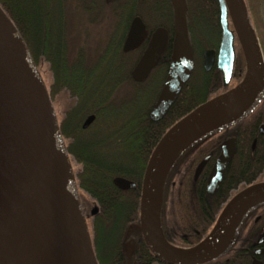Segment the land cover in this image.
I'll use <instances>...</instances> for the list:
<instances>
[{
  "label": "trees",
  "instance_id": "obj_1",
  "mask_svg": "<svg viewBox=\"0 0 264 264\" xmlns=\"http://www.w3.org/2000/svg\"><path fill=\"white\" fill-rule=\"evenodd\" d=\"M184 2L191 66L162 114L153 117L171 61V0H0L35 65L41 61L47 65L52 76L48 89L51 101L61 93L73 100L59 129L68 155L80 165L78 187L97 204L90 235L98 264L154 262L139 228L141 184L149 157L170 127L200 104L233 88L245 72L240 46L232 63L234 82L230 88L216 61L210 71H204L203 51L218 52L221 43L219 0ZM136 16L148 30L162 27L169 36L168 49L141 78L134 76L140 54L121 49L119 34ZM100 18L111 21L112 32L106 44L92 49L87 40H81L86 23L97 25ZM90 115L94 120L82 128ZM262 124L264 93L240 116L212 128L178 153L164 179L160 202L161 230L169 244L179 248L196 245L208 234L239 184L245 188L264 182V136L259 133ZM229 138L235 139V151L224 169L221 186L210 195L207 179L221 143ZM206 156L209 159L194 180L195 169ZM117 177L133 182L135 187L120 189L113 182ZM247 213L259 215V220L253 219L240 235L235 232L230 242H236L232 249L235 264L249 263L254 256L253 243L264 227V201ZM130 228L132 235L128 237ZM127 240L134 243L130 256L124 251ZM225 256L209 264H225Z\"/></svg>",
  "mask_w": 264,
  "mask_h": 264
},
{
  "label": "water",
  "instance_id": "obj_2",
  "mask_svg": "<svg viewBox=\"0 0 264 264\" xmlns=\"http://www.w3.org/2000/svg\"><path fill=\"white\" fill-rule=\"evenodd\" d=\"M171 3L174 11L171 61L152 111L153 117L162 114L191 66L185 2L171 0ZM219 5L221 43L218 52L214 49L203 51V69L210 71L217 56L223 55L228 72L232 66V36L224 25L228 16L244 56L245 73L233 88L200 104L170 127L149 157L141 184L139 228L146 247L164 264H202L219 256L230 244L244 214L264 201V182L238 191L224 205L208 234L189 248L172 246L160 230L164 179L178 153L197 137L246 111L264 93L261 51L243 1L219 0ZM141 29L139 18H134L125 40V50ZM162 35L165 34L161 30L153 35L134 70L135 77L144 76L152 65L153 52ZM218 112H223V117L181 144L188 134ZM93 120V115L88 116L82 128H87ZM259 133L264 134L263 124ZM254 145L255 140L252 148ZM220 146L221 152L207 179L206 191L210 195L220 186L224 169L233 157L235 139L229 138ZM208 159L206 156L199 162L194 180ZM113 182L123 190L135 187L133 182L119 177ZM97 211L94 207L91 215ZM41 214L47 216L51 227L48 264H54V256L57 264H97L68 152L46 86L19 31L0 6V264L19 235L25 232L27 241H31V225ZM43 230L42 227L41 233ZM263 241L264 231L256 238L255 245ZM133 244L132 240L125 243L127 256L131 255ZM254 252L264 255V248Z\"/></svg>",
  "mask_w": 264,
  "mask_h": 264
},
{
  "label": "rangeland",
  "instance_id": "obj_3",
  "mask_svg": "<svg viewBox=\"0 0 264 264\" xmlns=\"http://www.w3.org/2000/svg\"><path fill=\"white\" fill-rule=\"evenodd\" d=\"M76 1L77 0H69V2H75V3H76ZM244 2L247 6L246 7L247 17H248L251 29L253 31L254 37H255L258 45H259V49L261 51V56H262V60H263V66H264V0H244ZM98 20H99V23L97 25L88 24V22L86 23L87 27L85 29L86 30L85 37L82 38V40H81L82 42L87 40V45L90 46L92 49L96 48L97 46L102 45L104 43L106 44L108 35L112 32V30L110 29V22L111 21L108 22L107 19L101 20V18ZM224 25L232 36V46H233L232 49H233V59H234L235 56L238 54V50H239L238 46H240V45H239V42L237 40V37L235 35L231 21H230L228 16L226 17ZM99 41H101V42H99ZM216 62H217L218 68L220 69V71L223 75L225 85H227V87L230 88L231 84L234 82V78H233V74H232V66L228 72L227 71L226 58L224 55L218 56ZM232 63H233V61H232ZM36 67L40 73V76H41V78H42V80L46 86L47 92H48L49 86L52 82V76H51L50 72L48 71V67L42 61ZM244 73L242 75V78L244 76ZM51 103H52V106H53V109H54V112H55V115L57 118V122L59 125V122H60L61 118L64 116L65 111L68 109L69 106H71L73 104V100L70 99L66 93H61L56 97L55 101H53V102L51 101ZM242 113L234 116V118H236L237 116H240ZM199 138H200V136L197 137L196 139H194L191 143L198 141ZM63 141H64V139H63ZM191 143H189V144H191ZM64 144H65V141H64ZM69 160H70L71 168H72V171H73V174L75 177V182H76L77 189H78V195L80 198L81 207H82V210H83V213L85 216V220H86V224H87V228H88V232H89V236H90V240H91V235H90L91 221H92V216H94V215H91V210L94 207H97V204L86 192L80 190V188L78 187L77 174L80 171V165L77 164L76 161L74 160V158L71 156H69ZM238 190L239 189H236V191H234V193H236ZM256 217H257L256 214H254V215L251 213L245 214L241 224H239L237 227V230H238V231L236 230L237 235H240L241 231L242 232L245 231L246 228L253 221V219H255ZM159 224H160V230H161L160 214H159ZM263 228L261 231H263ZM41 229H42V226H41ZM132 230H133V228L129 229L128 237L129 236L131 237ZM161 233L163 235L162 230H161ZM31 236H32V239H31L32 243H30V244L28 243V246L23 250V254H22V258H21L22 264H48V259L50 257V251H49L48 245L46 243H43V242L41 243L38 240L39 236L37 234L36 229L31 230L30 237ZM27 238H28V236H27ZM127 241H129V240H127ZM234 243H236V242L234 241Z\"/></svg>",
  "mask_w": 264,
  "mask_h": 264
},
{
  "label": "flooded vegetation",
  "instance_id": "obj_4",
  "mask_svg": "<svg viewBox=\"0 0 264 264\" xmlns=\"http://www.w3.org/2000/svg\"><path fill=\"white\" fill-rule=\"evenodd\" d=\"M173 13H174V11H173ZM134 18H139V17L136 16ZM133 19L129 20V22H127V26L124 29H121L120 32H119V34L122 36L121 49H123V50H125L124 49L125 40L127 39L128 32L130 30L131 23H132V20ZM139 20H140V22L142 24V29L138 32V34L136 35V37L130 43V46H128V48L125 51H127V50H134V51L138 52L140 54V56L142 57L144 55V53L146 52L147 48L149 47V45H150V43H151V41L153 39V35L155 34V32L157 30H161L163 32V34H165V35H162V38H161L162 40H161L160 44H158V46L154 49L153 56H152L153 57L152 64H153L168 49L169 36H168V33H167V30L166 29H164L162 27H157L154 30L150 31V30H148L146 28L145 23L140 18H139ZM261 135L264 136V134H261ZM221 184H222V180H221L220 186H221ZM241 184H239V186L237 187V189H239L238 191L244 189V187L241 188L242 187ZM219 187H218V189H219ZM217 190H216V192H217ZM258 220H259V215H257V217L255 218V222H257ZM263 231H264V228H263ZM263 231H261V232H263ZM255 241L253 243L254 251L257 250V249H263L264 248V243H263L264 241L261 244H258V245H255ZM234 245H235V243L233 241L231 244L228 245L227 250H226L225 253L223 252L219 256L213 258L212 260H210L208 262L202 263V264H209L212 261H214V259L216 260L218 257H221L224 254L226 255L225 256V259H224V263L225 264H235L234 263V259L232 257V255H233L232 249H233ZM174 247H176V246H174ZM254 251H253L254 256H253L252 260L249 263H242V264H253L256 261L259 262L260 264H264V259L262 258V257H264V255H261V254L260 255H257V254H255ZM132 264H136V263H132ZM151 264H164V263H161V262H159V261H157L155 259L154 262L151 263ZM214 264H218V262H215Z\"/></svg>",
  "mask_w": 264,
  "mask_h": 264
},
{
  "label": "bare ground",
  "instance_id": "obj_5",
  "mask_svg": "<svg viewBox=\"0 0 264 264\" xmlns=\"http://www.w3.org/2000/svg\"><path fill=\"white\" fill-rule=\"evenodd\" d=\"M224 113L223 112H218L212 115L211 119L208 120L206 123H203L202 125H200L196 130H194L193 132H191L190 134L187 135V137L184 138L183 143L187 142L188 140H190L191 138H193L195 135H197L199 132H201L202 130L205 129V127L212 125L213 123H215L218 119H220L221 117H223ZM49 219L47 218L46 215L42 214L34 220L33 224L31 226H33L30 229V233L31 230L36 229L37 230V234L39 236L38 240L42 243H48L50 241L51 244V227L49 225ZM41 226L43 227V232L41 233ZM27 229V228H26ZM23 231V230H22ZM27 233L24 234L22 233L21 235L18 236V238L16 239L15 242H13L12 246L9 248V255L7 254V256L5 257V259L3 260V262L1 264H22V254H23V250L28 246V243H32L30 240L27 241L26 236ZM53 242V241H52ZM49 245V244H48ZM54 264L58 263V260L55 259V256L53 258Z\"/></svg>",
  "mask_w": 264,
  "mask_h": 264
}]
</instances>
